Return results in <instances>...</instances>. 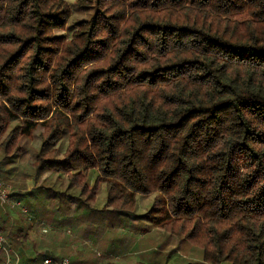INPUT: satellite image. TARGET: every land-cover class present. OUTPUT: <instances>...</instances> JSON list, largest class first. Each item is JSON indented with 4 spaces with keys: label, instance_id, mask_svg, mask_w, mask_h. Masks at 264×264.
Returning a JSON list of instances; mask_svg holds the SVG:
<instances>
[{
    "label": "trees",
    "instance_id": "obj_1",
    "mask_svg": "<svg viewBox=\"0 0 264 264\" xmlns=\"http://www.w3.org/2000/svg\"><path fill=\"white\" fill-rule=\"evenodd\" d=\"M0 155L10 264H59L78 212L264 264V0H0Z\"/></svg>",
    "mask_w": 264,
    "mask_h": 264
},
{
    "label": "rangeland",
    "instance_id": "obj_2",
    "mask_svg": "<svg viewBox=\"0 0 264 264\" xmlns=\"http://www.w3.org/2000/svg\"><path fill=\"white\" fill-rule=\"evenodd\" d=\"M65 1L69 4L75 2V0ZM74 16H79V14L76 13ZM26 164H28V161L24 159L22 167H25ZM31 186L32 182L29 178L24 189L28 190ZM10 187L14 188L12 185H10ZM150 200L149 197L140 199L139 208L143 210L144 206ZM36 202L43 208L41 214L47 217L48 222H42L41 228L40 226L33 227L31 235L35 242L41 240L44 245L48 244L50 241L48 237L51 236V233L57 230V228H54L55 225L51 221L56 218V214H54V212L49 213V210L44 208L43 202L39 200ZM23 203L25 204V199H23ZM62 212L61 210L59 214L62 217L69 215L67 213L64 215ZM30 213H32V211L28 212L29 215H31ZM78 215L79 212L75 215L76 219L72 218L73 216H68L71 217L70 220L72 221L67 219V223H69L70 226L63 230L62 233H64L65 236L62 237V241L59 239L61 241L59 245H67L66 241H68V245H71V250L69 247L66 250L72 251V254H61L63 258H68L69 264H71L70 262L74 258V254L75 257L80 256L83 259L82 263L78 262L79 264H102L108 260L134 263L139 259L147 261L151 259L150 257H152V260L158 262L160 259L162 260L165 258L167 264L178 260V258H180V262L185 260L186 262H190V264H200L196 259L198 251L189 246L187 242L181 241L175 236L162 233L148 225H142L146 229L145 232H138V227L133 226L131 227L132 229H128L124 227V224L120 226L118 223H116V228L110 226L106 227L104 223L98 224V222L94 221L96 218H92L93 220L84 219L79 221V217L77 218ZM77 220L79 221V226H77L76 229L74 226L78 224ZM134 224L139 226L141 223L138 222ZM58 227L61 228L60 225H58ZM154 252L156 253L154 254ZM75 263H77V261Z\"/></svg>",
    "mask_w": 264,
    "mask_h": 264
},
{
    "label": "built area",
    "instance_id": "obj_3",
    "mask_svg": "<svg viewBox=\"0 0 264 264\" xmlns=\"http://www.w3.org/2000/svg\"><path fill=\"white\" fill-rule=\"evenodd\" d=\"M12 190L10 186L5 185L0 177V208L3 210V212H7L8 208H16L17 210L21 211V213L25 215H29V210L24 206L21 199L17 197H10ZM0 249L4 250L6 255V261L4 264H10L11 259V247L5 240V237L0 232ZM52 261L50 258H46L42 260V262L38 264H50ZM19 263V258L16 257L15 264ZM59 264H69L68 258H62L61 262Z\"/></svg>",
    "mask_w": 264,
    "mask_h": 264
},
{
    "label": "crops",
    "instance_id": "obj_4",
    "mask_svg": "<svg viewBox=\"0 0 264 264\" xmlns=\"http://www.w3.org/2000/svg\"><path fill=\"white\" fill-rule=\"evenodd\" d=\"M19 199H21V201H22V203H23V199H22V198H19ZM23 204H24V203H23ZM13 209H16V208H8V209H7V212H4V214H6V213H8V212H9V213H12L11 210H13ZM28 216H29V215H28Z\"/></svg>",
    "mask_w": 264,
    "mask_h": 264
}]
</instances>
